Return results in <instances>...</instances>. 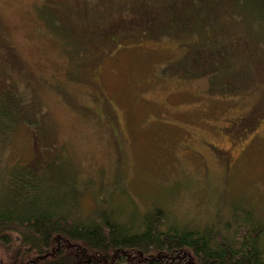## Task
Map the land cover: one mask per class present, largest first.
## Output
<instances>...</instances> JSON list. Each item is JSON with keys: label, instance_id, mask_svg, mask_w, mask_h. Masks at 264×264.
Segmentation results:
<instances>
[{"label": "rangeland", "instance_id": "rangeland-1", "mask_svg": "<svg viewBox=\"0 0 264 264\" xmlns=\"http://www.w3.org/2000/svg\"><path fill=\"white\" fill-rule=\"evenodd\" d=\"M139 1L0 0V90L21 108L36 103L49 129L36 148L26 125L10 129L0 120L1 210L22 213L26 205L10 204L5 182L12 172L36 170L46 178L37 184L40 207L54 203L62 215L73 204L71 222L110 212L137 232L159 210L163 232L213 227L231 237L263 228L252 238L264 253V5L233 4L247 36L228 9L212 19L210 11L208 25L225 24L222 54L247 76L221 97L210 94L206 78L172 72L194 51L182 44L181 53L171 27L161 39L138 40V30L117 39L116 30L135 23L121 11ZM160 17L150 11L153 26L141 25L157 34ZM54 155L57 165L48 162ZM56 251L87 262L74 249Z\"/></svg>", "mask_w": 264, "mask_h": 264}, {"label": "trees", "instance_id": "trees-1", "mask_svg": "<svg viewBox=\"0 0 264 264\" xmlns=\"http://www.w3.org/2000/svg\"><path fill=\"white\" fill-rule=\"evenodd\" d=\"M244 1L140 0L135 7H127L121 11V14L129 15V21L134 19L135 23L134 26L130 24L126 31L116 30L119 34L117 39L129 38V32L135 30H138V40H143L146 36L149 39H161V34V37L171 34L162 33L171 27L174 42L178 44L181 53L183 54L182 44L188 45L194 51L191 55H182L178 61L182 65L181 70L178 68L172 71L175 76L182 75L181 78L184 76L190 80L206 78L210 94L224 97L223 94L229 92L226 91L227 88L230 89L231 85H236L247 76L241 73L239 77L237 74L240 69L236 60L222 54V51H229V48L224 49L226 45L223 46L220 40L225 24H214L211 20L213 25H208L207 21L210 11L212 19L216 11L225 8L226 13L228 9L232 14L229 21L236 22L241 19L239 23L244 27L243 33L249 35L247 23H244L245 17L234 11L233 6L234 3L240 4ZM258 2L264 5V1ZM150 11L161 14L160 20L163 21L158 33L154 35L141 25L143 22L144 25L153 26L146 21ZM204 34L205 40L202 39ZM246 36L240 39L245 40ZM113 42L118 45L115 40ZM223 68L233 71L225 74ZM224 74L229 76L224 79L221 76ZM10 94L11 92L0 90V99L5 98L9 104L0 111V120L7 122L10 129L15 125H26L32 131L33 141L38 148L37 145L42 142L39 132L45 131L46 139L49 136L44 114L34 102L28 103L25 109L21 108L19 100H15ZM59 159L54 155L48 162L57 165ZM31 161L32 159L29 164ZM36 163L37 158L34 157L32 165ZM35 173L25 171L13 175L12 172L5 182L7 188L4 187L5 183L2 184L10 196V204L17 200L22 201L26 207L21 214L11 211L10 205L9 209L5 207L1 210L0 207V248L5 252L0 257V264H264V253L258 246L259 239L252 238V235L261 233L263 228L255 233L253 231L252 235L247 230L241 236L237 234L238 236L231 237L219 235L218 230L213 227L200 232L177 231L173 228L163 232L158 230L164 220L159 210L151 217L144 218L140 231L137 232L124 227L119 219H112L110 212L99 213L94 219L82 222H77L79 220L76 216V221L74 219L71 222L73 204L72 210L69 204L64 205L65 213L62 215L53 211L51 204L54 203L48 202L40 207L37 201V184L46 178ZM63 185L71 189L66 182ZM47 186L50 187V183ZM62 247L76 250L87 262L64 258L56 251ZM88 255L90 256L87 257Z\"/></svg>", "mask_w": 264, "mask_h": 264}, {"label": "water", "instance_id": "water-1", "mask_svg": "<svg viewBox=\"0 0 264 264\" xmlns=\"http://www.w3.org/2000/svg\"><path fill=\"white\" fill-rule=\"evenodd\" d=\"M261 1H264V0H261Z\"/></svg>", "mask_w": 264, "mask_h": 264}]
</instances>
